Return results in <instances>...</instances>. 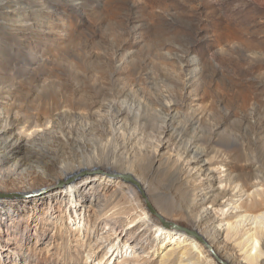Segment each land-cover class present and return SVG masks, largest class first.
Instances as JSON below:
<instances>
[{
  "label": "rangeland",
  "instance_id": "374dc122",
  "mask_svg": "<svg viewBox=\"0 0 264 264\" xmlns=\"http://www.w3.org/2000/svg\"><path fill=\"white\" fill-rule=\"evenodd\" d=\"M0 103L21 122L15 134L28 123L53 135L20 151L21 168L12 158L0 170V264H227L218 247L264 264V0H0ZM118 108L126 115L114 126L142 150L129 165L161 198L115 178L163 226L205 239L212 259L183 238L132 247L126 221L107 223L95 207L113 184L95 194L82 187L92 203H83L79 233L61 209L45 214L65 179L45 175L36 156L49 166L76 152L80 179L93 162L122 169L123 138L111 124ZM189 142L204 150L213 195L222 192L209 205L221 221L216 244L192 229L170 186L167 159Z\"/></svg>",
  "mask_w": 264,
  "mask_h": 264
},
{
  "label": "bare ground",
  "instance_id": "6f19581e",
  "mask_svg": "<svg viewBox=\"0 0 264 264\" xmlns=\"http://www.w3.org/2000/svg\"><path fill=\"white\" fill-rule=\"evenodd\" d=\"M112 107L113 105H107L106 108L111 109ZM125 115L126 111L121 108L115 109L114 113L111 114V124L118 132L117 138H123L121 139L122 141L118 143L115 153V156L124 164L122 169H117L113 162H108L107 164L93 162L86 166V175L80 179L78 172H80L83 167L81 166L82 163L76 159L78 157L76 152L69 153L67 157H64L61 153V155L54 159L53 164L49 166L47 164L48 161L47 163L43 162H46L44 156H36L38 163L46 164L48 167L46 168L45 166L44 168L43 173L45 175L51 176L52 172H59L63 175V181L65 179V181L61 183L64 188L57 191L53 195V198L49 199L44 205V210H46L45 214H47V216H52L57 210L61 209L63 217L66 218L65 220H68L69 224L73 226V229L77 230L79 233L82 230L84 223L82 212L83 203H88L87 205H91L92 203L91 197L89 198L88 195L84 193L85 190L80 191L82 187H88L90 190L88 192L95 194L99 191L105 192L107 186L113 184V191L111 195H107L110 197L106 203L103 206H100L99 202L96 201L94 202L95 207L106 216L104 217V220L107 223L126 221L125 224L128 226V237L129 240H131L130 245L132 243V247H136L143 243L151 244L154 243V241L156 242L157 239L161 241H170L172 239L183 238L182 244H192L202 252L204 250L202 242L205 245H208V242L205 239L199 241L195 236L194 237L198 241L195 238H187L183 236L182 229H175V226H163L161 222L166 221L163 216L161 214L159 216L154 210L151 211L150 209L145 208L135 188L130 184L122 182L124 180L122 178L123 175H135V171L130 165L134 160L135 155L142 151L141 149L130 145L132 136L126 137L121 131H119V126L115 127L121 122ZM20 123L21 122H18L14 118H11L8 113H4L0 103V170H2L9 162L8 159L12 158H16L15 168H21L25 164L26 159L24 156L20 157L19 153L27 144L35 143L39 137H53V135L50 136L51 132L48 128L40 129L38 128L40 126L37 124L31 125L28 123H24L22 125L24 128H22L20 133L15 134L13 128L20 125ZM56 139L59 138L57 137ZM73 142L75 144L77 143L75 140ZM87 146L88 145H86V147ZM194 147V144L189 142L182 152L179 151L175 154L174 159L170 156L167 159L170 164L169 166H172L171 168L174 177L170 186L172 191L180 196L183 202L182 209L186 212L192 229L203 231V233L208 236L210 242L216 244L219 241L221 232V221L217 216L212 214L209 205L212 206L216 204L217 194L222 192L219 191L217 194L213 195L214 193L211 191L213 174H210L209 171L211 170L205 168L200 160V156L204 154V150ZM153 153L152 164L155 162L156 151ZM204 170H206L205 173ZM1 173L2 172L0 171V174ZM116 173L120 174V178L123 180L120 178V180H117L114 175ZM193 178L194 180L192 181L191 179ZM76 179L80 180L76 181ZM133 179L139 184L141 191L144 193L148 201L152 202L155 201V198H161V195L158 193H151L152 190L150 189V186L146 184L147 182L144 177L142 178L135 175V178ZM197 180L199 183L191 184V182ZM227 182L230 184V177L227 178ZM197 191L199 194L196 193ZM27 194H30V192H27L24 195ZM32 194L33 193L31 192V195ZM51 195L49 197H52ZM253 203L254 202H252L251 205H253ZM206 204H208V206ZM163 213L167 216H173V214L167 213V211ZM31 217H33V213ZM186 233L188 234V231H186ZM202 253H208V251L204 250ZM217 255L227 264H244L226 247H218ZM207 257L212 259L209 253L207 254Z\"/></svg>",
  "mask_w": 264,
  "mask_h": 264
},
{
  "label": "water",
  "instance_id": "95a60500",
  "mask_svg": "<svg viewBox=\"0 0 264 264\" xmlns=\"http://www.w3.org/2000/svg\"><path fill=\"white\" fill-rule=\"evenodd\" d=\"M122 178L124 179V180H126V181H128V182H130V183H132V184H134L135 186H137L138 188H139V184L130 176V175H128V174H126V175H123L122 176ZM27 195H31V193L30 194H27ZM148 208L151 210V211H153V209L151 208V206L148 204ZM165 225H167L166 223H164ZM188 233H191L192 235H194L199 241H203V238L200 236V235H198L196 232H194V231H188ZM214 253V252H213ZM216 256V255H215Z\"/></svg>",
  "mask_w": 264,
  "mask_h": 264
}]
</instances>
